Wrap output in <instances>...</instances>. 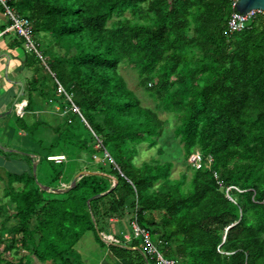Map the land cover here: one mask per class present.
Listing matches in <instances>:
<instances>
[{
	"label": "trees",
	"instance_id": "1",
	"mask_svg": "<svg viewBox=\"0 0 264 264\" xmlns=\"http://www.w3.org/2000/svg\"><path fill=\"white\" fill-rule=\"evenodd\" d=\"M231 4L11 1L30 21L42 55L50 57L44 68L25 52L23 67L32 75L23 84L26 106L15 123L22 135L43 128L55 135L43 159L31 154L37 167L44 161L51 168L50 187L68 186L80 171L94 174L59 195L40 190L28 168L8 174L0 243L7 235L2 253L10 256L0 253V264H83L75 246L87 232L115 264H153L140 240L103 239L112 219L128 224L133 216L176 264H264V15L228 34ZM120 65L135 72L153 108L128 89L117 74ZM57 84L69 101L57 94ZM51 102L73 104L81 118L60 117ZM46 114L57 121L54 127ZM162 114L171 116L172 138L188 162L177 179L171 178L172 163L139 160L142 147H158L167 125ZM26 116L34 118L30 124ZM194 154L202 158L197 169ZM59 156L64 160L49 159ZM68 161L77 170L65 180ZM228 187L236 189L228 192L233 201L225 196Z\"/></svg>",
	"mask_w": 264,
	"mask_h": 264
},
{
	"label": "rangeland",
	"instance_id": "2",
	"mask_svg": "<svg viewBox=\"0 0 264 264\" xmlns=\"http://www.w3.org/2000/svg\"><path fill=\"white\" fill-rule=\"evenodd\" d=\"M11 5V4H10ZM12 10L15 12L14 7L11 5ZM47 42V41H43ZM42 42V43H43ZM24 44V42H23ZM21 45L26 49L27 53L30 54L32 52L29 51L26 44ZM38 52L41 54L43 58V62L47 61V64L49 63L48 56L42 55L41 52V46L37 48ZM41 66H44L43 63L40 61ZM45 64V63H44ZM46 65V64H45ZM45 68V66H44ZM117 74L120 75L126 82L127 87L130 91H132L135 96L140 99L142 102L143 107L147 108H153L155 106V101L150 98L148 95H146L137 85L136 75L133 70L130 68H124L123 65H120L117 69ZM32 71L29 68H24V70L15 78L18 81H21L22 85L26 83H29V80L31 78ZM19 93V87L16 91V94L13 96H9V106L6 111L3 112L5 114L9 111L10 106H12L13 101H15L17 95ZM28 94L24 91L23 94L16 99L17 101H20L22 99L27 98ZM31 98L33 100L36 99L34 92L31 95ZM20 102H17L19 104ZM54 102H51V109L54 110L55 114L59 115L60 117H68L72 122H74L75 118V110L70 109L69 107L61 108L58 104H53ZM64 105V104H63ZM16 106V105H15ZM15 106L12 109V112L6 116H3L0 118V147L9 150L10 152H4L0 150V198H1V204L3 202H6L3 200V189L6 186V176L8 174L11 175H18L21 174V172L28 170L32 173L31 165H29L28 161L31 160V154L39 153L40 156L44 157V154L46 153L45 149L46 147L52 143L55 142V135L50 130H47L45 128L40 129L36 132L31 133L30 135H19L17 136L19 126L15 123L16 117H21L16 113ZM74 112V113H73ZM79 117V116H78ZM46 119H48L52 127L55 126L57 121H54L48 114H46ZM160 118L162 120H165L167 122V125L164 127L163 135L160 138L158 142V147L162 148V153L157 154L156 148L147 149L146 147H142L141 154L139 156L140 161H148V160H156L158 162H170L173 164L172 168V179H177L179 177V173L183 172L186 168V165L183 159V150L182 147L178 144L177 140H174L172 138V119L170 115L162 114L160 115ZM34 118H28L26 116L24 120L28 124L32 122ZM21 133V132H20ZM22 134V133H21ZM38 146V147H37ZM39 148V149H38ZM48 150V149H47ZM12 151V152H11ZM32 152V153H31ZM107 158V154L104 155ZM29 159V160H28ZM191 161V159H190ZM27 162V163H26ZM28 164V165H27ZM76 163L68 161L67 164H63L64 169V178L65 180L68 179L69 175L74 173L77 169L75 168ZM58 166L53 165V169L55 170ZM51 168L47 167V164H44V161H42L41 165L36 168L35 173V184L37 187H48L49 189H54L53 187H50V174H51ZM76 174V173H75ZM74 174V175H75ZM73 175V176H74ZM73 178V177H72ZM71 178V179H72ZM71 181V180H70ZM69 181V182H70ZM69 184V183H68ZM66 187L65 185H61L59 189ZM40 189V188H39ZM108 192V191H107ZM106 193V192H105ZM59 195V194H57ZM4 205V204H3ZM112 222V221H111ZM117 232V234H129V229L126 225V220L120 221L119 224L110 225L108 227L107 233H114ZM7 235L2 236V243H0V253H2V250L4 249V246L7 244ZM75 250L78 253V255L81 258V261L83 264H101L103 261L109 264H115L114 260L107 254L106 248H101L98 243L93 238V235L91 232L85 233L80 241L76 244ZM3 254V253H2ZM3 256L5 258H9V253L6 252V254Z\"/></svg>",
	"mask_w": 264,
	"mask_h": 264
},
{
	"label": "built area",
	"instance_id": "3",
	"mask_svg": "<svg viewBox=\"0 0 264 264\" xmlns=\"http://www.w3.org/2000/svg\"><path fill=\"white\" fill-rule=\"evenodd\" d=\"M11 1L12 0H0V7L3 9L4 15L7 17V19L10 22V24L7 28V31L14 32L18 37H20L23 40L24 44L27 45L29 51L33 52L38 57V59L43 63V65H45L43 62V58H42L41 54L37 51L38 45L33 39L32 27H31L30 21L27 18L19 16L18 14H16V12H14L12 10L11 5H10ZM236 2H237V0H232L231 6L233 9L236 5ZM263 15H264V12L261 10H258V9H253V10L246 12L243 17L235 14L233 11L230 14V16L228 17L227 22H226L227 33L233 34L236 32H240L245 28V26L247 25V23L249 21L255 19L258 16H263ZM56 92L59 95H65L67 101L70 100V96H67L66 92L64 91V89L59 84H57ZM25 106H26L25 101H22L15 106L16 113L19 116H22L23 108ZM69 108L70 109L74 108L75 114H77L81 118L79 110L73 104H70ZM49 159L55 160L56 162H60V161L64 160V157L59 156V157H53V158H49ZM201 160H202V158L200 157L199 154H194L191 157L192 165L196 169L199 168ZM209 164H210V160L209 159L205 160V167L206 168L209 167ZM213 176L215 179H217V176L215 174ZM217 184H218V186L221 185V183H219V182H217ZM230 189L236 190L234 187L226 188L225 189V196L229 200H232L228 195V192ZM128 229L130 231V234L129 235L128 234L123 235L122 236L123 240L126 242H130L134 239L140 240L141 244L144 246L146 255L148 256V258L150 260L153 261V264H175L174 260L164 258L161 255V253L158 251L157 245L154 244L152 242V240L150 239L149 232L146 231L145 229L140 228L137 225L135 216H133L132 219L128 222ZM103 239L106 242L117 243V240H115L114 238H112L110 236H103Z\"/></svg>",
	"mask_w": 264,
	"mask_h": 264
},
{
	"label": "crops",
	"instance_id": "4",
	"mask_svg": "<svg viewBox=\"0 0 264 264\" xmlns=\"http://www.w3.org/2000/svg\"><path fill=\"white\" fill-rule=\"evenodd\" d=\"M9 24V20L4 15L3 9L0 7V114H3V112L7 110L9 106V96L16 94L18 86H16L14 82L21 81H18L15 78L24 70V55L25 52L27 53L26 49L21 46V38L14 32L7 31ZM22 94L23 91L21 95ZM17 102L15 105H17ZM16 134L17 136L22 135L19 130ZM111 221L110 225L116 226L120 223V220L118 219H112ZM126 225L128 226L127 221ZM118 235L123 236L127 234L121 235V233L117 234V232L102 234V236H110L112 238H116ZM101 264L109 263L103 261Z\"/></svg>",
	"mask_w": 264,
	"mask_h": 264
},
{
	"label": "water",
	"instance_id": "5",
	"mask_svg": "<svg viewBox=\"0 0 264 264\" xmlns=\"http://www.w3.org/2000/svg\"><path fill=\"white\" fill-rule=\"evenodd\" d=\"M253 9H258L264 12V0H237L236 5L234 7V13L243 17L245 15L246 12L253 10ZM14 84H16V86L19 87V93L16 97V99H18L23 91V85L20 82H14ZM15 99V101H13L12 106H10L9 111L6 112L5 114H0V118H2L3 116H6L8 114H10L12 112V109L14 107V105L16 104L17 100ZM0 150L4 151V152H10L9 150H5L3 148L0 147ZM12 152V151H11ZM32 159V163H31V168H32V176L33 179L35 180V173H36V167H37V162L38 160L36 158H34V156H31ZM94 174L92 172H88V171H80L78 173H76L73 178L71 179V181L69 182L67 187L61 188V189H49L48 187H44L41 186L39 187L40 190L45 191V192H49L52 194H63V193H67L68 191H70L72 188H74L76 182L78 180H80L82 177L84 176H88ZM116 182L114 180V183L112 185V188L115 187ZM107 193V192H106ZM106 193L103 194H99L94 196L93 198H90L89 200H87V205L90 203L91 200L99 198L103 195H105ZM131 250H136L139 252L140 255H142V257L144 258L143 253L138 249V248H129Z\"/></svg>",
	"mask_w": 264,
	"mask_h": 264
}]
</instances>
